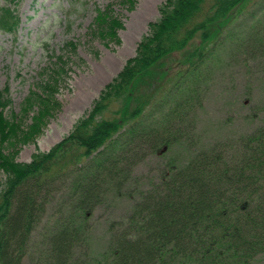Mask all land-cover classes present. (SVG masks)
<instances>
[{"label":"trees","instance_id":"1","mask_svg":"<svg viewBox=\"0 0 264 264\" xmlns=\"http://www.w3.org/2000/svg\"><path fill=\"white\" fill-rule=\"evenodd\" d=\"M250 1L165 0L92 107L30 161L17 159L22 144L35 141L62 107L63 55L42 69L20 112L7 113L11 89L0 88V264L24 263L58 182L67 189L63 214L35 264H83L78 248L88 241L94 209L108 190H125L145 148L164 154L187 137L180 125L203 99L199 74ZM126 2L132 8L136 0ZM19 25L16 8L2 5L0 31ZM90 27L106 46L121 43L123 21L110 4ZM258 42L264 49V38ZM63 48L76 52L77 44ZM166 167L130 214L111 224L108 247L90 264H251L264 252V125Z\"/></svg>","mask_w":264,"mask_h":264},{"label":"rangeland","instance_id":"2","mask_svg":"<svg viewBox=\"0 0 264 264\" xmlns=\"http://www.w3.org/2000/svg\"><path fill=\"white\" fill-rule=\"evenodd\" d=\"M165 0H136L131 8L126 0H0V7L11 3L20 16L15 33L0 31V88L10 86L12 105L7 109L20 112L30 91L36 87L40 72L63 55L68 71L57 93L60 111L49 119L35 141L22 144L17 159L30 161L38 151H47L60 141L76 121L89 110L102 88L136 53L150 22L161 16ZM113 7L123 21L119 29L121 43L108 46L92 35L91 24L97 9ZM264 38V0H251L218 45L211 60L199 74L203 99L188 121L185 136L164 154L146 152L134 167L125 190H108L90 219L88 241L78 248L83 264L102 254L113 235L111 224L124 220L133 209L141 192L159 180L168 162H188L201 149L215 143H226L264 125V49L258 41ZM69 41L77 44L76 52L63 47ZM30 113L28 122H31ZM149 151V152H147ZM4 177L0 174V185ZM55 198L35 226L29 254L23 264H35L49 244L63 214L66 187L60 182ZM251 264H264V252Z\"/></svg>","mask_w":264,"mask_h":264}]
</instances>
